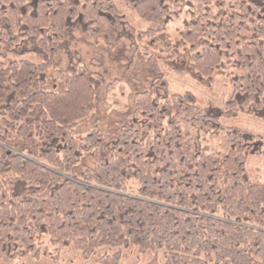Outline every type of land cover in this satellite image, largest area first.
<instances>
[{
	"label": "trees",
	"instance_id": "1",
	"mask_svg": "<svg viewBox=\"0 0 264 264\" xmlns=\"http://www.w3.org/2000/svg\"><path fill=\"white\" fill-rule=\"evenodd\" d=\"M123 7L144 31L135 32ZM185 7L175 46L139 51L156 78L135 94L126 119L112 135L96 127L79 135L74 129L98 113L104 82L78 63L61 73L64 88L55 85L51 72L68 32L114 48L129 36L163 33L182 6L0 0V45L10 46L0 54L1 255L12 260L48 243L56 255L71 249L96 264H121L127 251L137 264H264V181L249 168L264 160V137L234 124L239 115L264 123V0ZM28 39L30 49L16 50ZM179 47L200 78L228 73L221 107L169 91L159 62ZM28 54L35 61L22 58ZM199 133H224L226 154H208ZM85 158L92 167L76 172Z\"/></svg>",
	"mask_w": 264,
	"mask_h": 264
},
{
	"label": "rangeland",
	"instance_id": "2",
	"mask_svg": "<svg viewBox=\"0 0 264 264\" xmlns=\"http://www.w3.org/2000/svg\"><path fill=\"white\" fill-rule=\"evenodd\" d=\"M182 6V12L178 19L169 23L163 33L154 38L137 37L124 38L117 42L114 48L104 45H94L87 42L81 31L68 32L65 41L61 45L59 57L56 60L57 69L51 72L54 83L59 88H64L60 79L63 71L78 63L84 64L92 73H98L103 78V85L98 91V113L97 115L74 129L75 133L84 135L94 127L104 134L112 135L119 124L126 119L132 108V101L136 93L147 91L152 80L156 78L140 61L139 51L143 46L150 48H165L175 46L179 41V33L183 29L184 22L188 19L186 14V0H178ZM213 5L226 4L229 0H208ZM125 14L135 32L144 31L146 25L139 22L138 18L131 14L130 10L124 8ZM33 43L30 39L23 41L16 50L30 49ZM10 49L7 44L0 45V54ZM173 58L159 62L160 71L168 84L171 93L190 91L202 101L205 106H222L230 92V84L227 72L221 70L211 79L200 78L193 70L191 55L187 47L173 49ZM169 55V54H168ZM167 57V54L163 55ZM8 57H12L8 54ZM25 59L34 60L32 54L25 55ZM180 71V72H178ZM108 85H113L110 91ZM234 124L248 132L261 133L264 137V123L254 120L245 115H239ZM195 134L191 133L194 138ZM198 142L201 147L208 149V154L221 157L228 151L227 139L224 133H199ZM91 168L92 163L88 158L75 169L76 172ZM251 174L264 181V160L252 159L249 163ZM131 193H135L137 184L130 182ZM38 251H23L15 259H8L0 254V264H55L50 256L57 258L58 264H96V257L84 258L79 252L65 249L56 255L50 244L39 245ZM47 253L49 256H45ZM136 255L131 251L126 252L121 264H137Z\"/></svg>",
	"mask_w": 264,
	"mask_h": 264
}]
</instances>
